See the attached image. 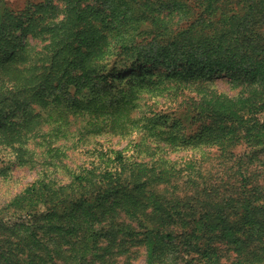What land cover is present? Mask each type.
Returning <instances> with one entry per match:
<instances>
[{"label": "trees", "instance_id": "16d2710c", "mask_svg": "<svg viewBox=\"0 0 264 264\" xmlns=\"http://www.w3.org/2000/svg\"><path fill=\"white\" fill-rule=\"evenodd\" d=\"M4 1L0 144L16 161L28 162L43 124L58 135L72 117L81 135L139 141L131 156L106 151L67 183L36 180L16 195L0 210V264H111L130 240L145 264H225L219 242L232 264H264V185L236 153L264 152V0H31L12 10ZM220 76L239 92L205 84ZM188 90L182 116L158 109L157 98ZM148 141L151 159H137ZM205 147L226 170L163 156Z\"/></svg>", "mask_w": 264, "mask_h": 264}, {"label": "rangeland", "instance_id": "374dc122", "mask_svg": "<svg viewBox=\"0 0 264 264\" xmlns=\"http://www.w3.org/2000/svg\"><path fill=\"white\" fill-rule=\"evenodd\" d=\"M29 1L31 0H5L2 8L23 9ZM180 24L179 26H181ZM155 70L156 72L166 71L160 66ZM205 84L211 89L225 92L231 96L236 95L240 90V87L234 86L227 77L223 76L215 78L213 81L206 80ZM192 96L193 93L188 90L180 98L174 97L172 100L167 97L157 98L158 109H165L171 114V117L182 116L190 109ZM262 117L264 118V114ZM82 124L81 118L72 117L67 127H64V133L58 135L55 131H51V124H43L38 132L28 140L27 146L30 149L27 156L28 162L22 165L16 161L15 153L10 147L0 144V169L5 171V174L0 173V210L6 209L8 203L16 195L22 193L36 180L67 183L71 180L72 172H80L81 168L85 166L95 165L99 161V156L106 151L123 150L125 155L131 156L135 148L134 143L139 141V139H135L138 137L135 134L127 138L105 132L81 135L78 132ZM196 128V124L185 125L180 128L181 134L184 131L185 134H191ZM154 144L156 143L148 141L142 146V149H146V151L136 158L150 160L147 148L152 150ZM51 148L54 150L49 152ZM236 153L246 155L243 156L244 168H248L250 181L264 185V152L261 149H247L245 146H240ZM253 153H256L258 159L250 160ZM163 156L178 165L199 160L198 166H201L206 172L212 171L214 175L215 172L226 170V166L219 158V153L216 154V151L208 150L206 147L185 148L177 152L170 151L167 154L164 153ZM125 246L128 248L127 252L110 254L111 264H145L146 252L143 245L135 240H130ZM218 247L223 263L232 264L236 261L237 255L229 244L219 242ZM118 249L115 248L113 251Z\"/></svg>", "mask_w": 264, "mask_h": 264}]
</instances>
